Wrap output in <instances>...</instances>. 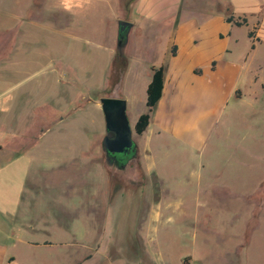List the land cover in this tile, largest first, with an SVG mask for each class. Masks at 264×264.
<instances>
[{"label":"rangeland","instance_id":"obj_1","mask_svg":"<svg viewBox=\"0 0 264 264\" xmlns=\"http://www.w3.org/2000/svg\"><path fill=\"white\" fill-rule=\"evenodd\" d=\"M30 1L32 8L28 0H0V54L6 53V87L13 89L5 126L17 124L10 122L14 102L38 107L18 121L28 135L20 147L34 156L28 183L36 191L35 230L27 237L38 245L19 246L15 264H264V102L233 97L222 110L220 100L196 99L184 111L185 124L203 130L213 121L203 147L165 132L137 134L136 122L148 111L151 63L176 54L167 48L169 32L140 14L138 0ZM121 20L134 30L124 47L128 66L116 83ZM239 33L230 59L264 77V45L253 50L246 29ZM13 39L24 43L10 56ZM187 53L190 59L192 48L181 57ZM217 74L207 75L214 86L221 81ZM61 78L69 85L67 101L56 98ZM113 96L126 101L141 149V159H129L124 169L133 152L111 151L114 166L103 146L114 133L101 99ZM43 97L47 103L39 101ZM1 135L7 139L8 129ZM25 202L22 219L29 216Z\"/></svg>","mask_w":264,"mask_h":264},{"label":"crops","instance_id":"obj_2","mask_svg":"<svg viewBox=\"0 0 264 264\" xmlns=\"http://www.w3.org/2000/svg\"><path fill=\"white\" fill-rule=\"evenodd\" d=\"M30 2L28 0L29 8H32L33 4ZM137 4L142 16L158 21L162 29L169 32L167 48L176 49V54L169 56L167 61L164 59L158 63H151L152 67L165 66V81L162 97L143 133L165 132L175 140L197 148L203 147L209 129L213 127V121L208 129L206 126L203 130L199 129L198 125L191 129L185 124L188 113L184 115V111L190 112L196 99L205 96L211 104L216 99L220 100L222 110L228 107L233 97L237 103L246 100H250L252 104L264 102V77L260 76L259 71L252 75L248 74L243 64L230 59L233 51L230 47L239 43L241 39L239 31L242 28L246 29L247 39L252 43L253 50L258 45H264V0H138ZM2 14L0 10V16ZM229 16H232L235 21L244 23L237 25L233 21H228ZM16 22L19 21L16 20ZM17 28L19 31L21 27L17 26ZM133 30L134 24L128 29L125 47L130 42ZM251 31L254 32L253 36L249 35ZM15 39L10 46V56L24 43L20 40L16 42ZM186 48H192L193 55L190 59L188 53L181 57L182 51ZM214 59L218 60L213 68L211 63ZM6 60V53L0 54V156L7 153V150L11 152L9 157L6 156L0 160V264H15L19 246L38 245L37 241L29 240L27 237V232L35 230L32 209L36 191L34 185L28 183L34 156L31 154L32 149L26 150L20 147L23 138L28 135L23 137L20 130L22 122H18L23 116L28 118L30 114L33 115L38 107L35 109L34 106L29 105L31 101L28 105L25 102H14L15 116L10 122L18 119L16 121L18 125L5 126L6 112L11 107L9 106L11 103H7V96L13 91L12 88L6 87ZM189 60L191 63L198 62L199 65L183 67L184 61L189 62ZM196 68H201L200 73L196 74ZM213 72H217L218 77L221 78L217 86H214L213 80L207 79L208 73ZM152 75L151 69L145 82L146 90ZM186 75H188L187 79ZM246 79L249 82L244 88L239 87L240 80L246 82ZM68 86L61 78L56 93L57 101L68 100ZM39 101L47 103L48 98L43 97ZM22 112L25 114L22 115ZM51 125L41 126L34 145L41 142ZM7 129L9 137L3 139L1 134L3 132L5 135ZM204 133L206 135L202 137ZM138 156L141 159L139 143ZM24 202L29 213L26 219H22ZM44 228L47 229V227ZM24 229L28 230L24 232L25 235L22 234ZM42 245L47 246L49 243L44 241Z\"/></svg>","mask_w":264,"mask_h":264},{"label":"trees","instance_id":"obj_3","mask_svg":"<svg viewBox=\"0 0 264 264\" xmlns=\"http://www.w3.org/2000/svg\"><path fill=\"white\" fill-rule=\"evenodd\" d=\"M227 20L233 21L237 25H242L244 23L243 21H235L232 16L227 17ZM127 33H128V28L124 32H120L119 34V42H121V45L118 46V53L113 63V75L115 76L114 80L116 83L119 82V80L121 79L122 74L120 73L123 72L128 66V58L126 57V54L124 53V47L127 41ZM249 35L253 36L254 32L252 31L249 32ZM173 53H175V48L173 50ZM152 71H153L152 79L147 88L146 104L148 107V111L145 113H142L136 122L135 131L137 134H142L147 129L150 123L151 114L154 111L158 101L160 100L163 94V87H164V81H165V66L163 65L159 67L153 66ZM103 146L106 152L108 163L110 165L116 166L112 161V157H110L112 150H110V148L104 143H103ZM124 152L128 154L133 152V154L128 159H126L124 164L120 166L121 167L120 169H124L126 167L128 160L138 155L136 142L134 141L131 151L126 152L125 150L122 153ZM76 264H80V263H76Z\"/></svg>","mask_w":264,"mask_h":264},{"label":"water","instance_id":"obj_4","mask_svg":"<svg viewBox=\"0 0 264 264\" xmlns=\"http://www.w3.org/2000/svg\"><path fill=\"white\" fill-rule=\"evenodd\" d=\"M131 25L129 21L121 20L119 31L124 32ZM119 45H121V42H119ZM101 105L105 114L107 128L110 132L114 133L113 137L109 135L105 137L104 144L112 151L123 152L131 148L134 140L126 114V101L116 97H105L101 99Z\"/></svg>","mask_w":264,"mask_h":264},{"label":"flooded vegetation","instance_id":"obj_5","mask_svg":"<svg viewBox=\"0 0 264 264\" xmlns=\"http://www.w3.org/2000/svg\"><path fill=\"white\" fill-rule=\"evenodd\" d=\"M110 137H113L112 135H110ZM132 150V147L131 148H129V149H126V152H129V151H131Z\"/></svg>","mask_w":264,"mask_h":264}]
</instances>
